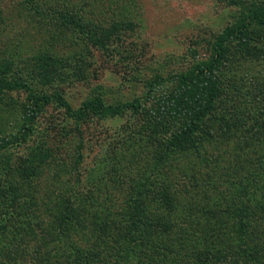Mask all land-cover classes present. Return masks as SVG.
Listing matches in <instances>:
<instances>
[{
	"label": "rangeland",
	"instance_id": "1",
	"mask_svg": "<svg viewBox=\"0 0 264 264\" xmlns=\"http://www.w3.org/2000/svg\"><path fill=\"white\" fill-rule=\"evenodd\" d=\"M28 1H5L10 4L8 10L18 16L19 23H0V63L11 61L14 64L8 74L10 78H19L39 87V92H62L76 108L97 91H102L109 102H113V98L127 101L136 97H144L146 101L148 93L152 94V99L172 95L177 87L175 79L161 82L153 92L148 90L146 84L156 75L157 65L166 66V72L162 74L166 78L178 74V71H187L186 68L196 58L205 56L207 44L214 41L216 34L241 19L246 7L245 4L242 7L238 5L243 2L239 0H47L46 6L40 8L35 5L34 9H28L27 6L34 5ZM66 4L73 6V11L79 9L86 22L102 18L105 26L99 34L104 32L107 37L104 45L97 46L86 38L84 32L80 33L82 38L61 19L55 24L43 23L44 8ZM61 25L65 28H62V37L56 32ZM121 34L125 37L118 50L115 40ZM134 40L140 41V48L128 45ZM258 40L264 42V36ZM74 43L79 45L76 54L86 55L84 61L74 59V50L70 47ZM125 48L132 49L133 55H129ZM38 56L43 60H46L45 56L53 59V84L44 85L40 81V73L50 70L47 64L44 68L36 67ZM239 59L221 71L223 77L213 110L215 114H211L212 117L197 136L201 148L176 142L171 146V138H161L165 134L163 126L154 136V141H149L147 155L150 156V163L158 165L153 177L167 185L170 193L178 192L179 195L180 191L186 192L192 185L194 189L189 192L197 193V201L204 204L219 197L217 201L223 203L222 200L226 199L224 188L205 178L209 174L210 163H213L211 155L214 157L220 151L221 154L227 152L219 169L227 186L229 182L241 185V182L248 183L257 178L264 182V123L260 129L254 125L258 111H264V56L257 58L253 53H243ZM28 100L25 90L8 91L0 87V264H17L15 255L18 264H32L24 260L33 256L36 250L45 248L49 240L56 241L55 232L59 233L63 226L62 218L66 221L70 216H74L73 222H77L78 227L86 226L93 236L92 242H85L82 238L81 243L78 238L77 244L87 247L90 243L94 246L102 230L97 220L105 212L119 215L120 211H126L127 206L130 209L133 204H125V201L130 195L126 190L129 191L131 180L137 181L138 175L150 174L147 169L150 163L144 159L145 155H141L131 162L132 168L126 169L127 174L122 175V181H118L120 178L115 176L116 173L111 175L106 166H114V159L109 157L105 146L95 145L104 140L103 135H111L108 140H112L115 129L128 122L124 116L93 121L86 133L83 149L86 158L78 176L72 156L64 155V143L55 141L59 138L64 142L71 139L73 128L79 133L82 123L76 122L55 104L47 106L32 123L25 117L30 109ZM156 109L158 105L154 106ZM238 110L245 111L247 118L252 117L248 118L244 129L233 127L234 122L232 124L231 121L237 118L235 113ZM214 116L224 118L221 120ZM169 120L163 121L169 124ZM181 125L180 121H176L175 126L166 131L173 137ZM69 132H73L70 137ZM74 138L73 144L68 145L71 154H76ZM39 144H42V151L53 153L54 160L36 156ZM160 160L165 165H159ZM237 161V170H231L230 167ZM35 166L39 171L38 180H34L35 176L32 178L29 173L30 167L33 169ZM35 183H38L37 186ZM108 186L120 190L118 198L108 194ZM258 188L251 186L255 196L251 201L255 211L262 207L264 212V193L259 190L256 195ZM50 191H55L53 198ZM156 199L161 203L147 201L150 214L160 215L165 211L166 219L177 226L179 222L188 223L187 216L180 212L178 200L170 215L164 200ZM233 204L237 205L238 200ZM228 217L230 220L234 218L230 214ZM43 224L48 226V230L44 231ZM230 230L229 227L224 228V238L229 236ZM41 236H45L43 242L38 239ZM179 243L178 240L176 245Z\"/></svg>",
	"mask_w": 264,
	"mask_h": 264
},
{
	"label": "trees",
	"instance_id": "2",
	"mask_svg": "<svg viewBox=\"0 0 264 264\" xmlns=\"http://www.w3.org/2000/svg\"><path fill=\"white\" fill-rule=\"evenodd\" d=\"M5 1L0 0V23L6 21L18 24V16L8 10L10 4ZM239 1L243 2L238 5L242 7L245 4L246 6L244 15L216 34L214 41L207 44L205 56L200 59L196 58L186 68L187 71H178V74H171L169 78H166L162 76L166 72V66L157 65L156 75L147 82L146 86L149 91L153 92L161 82L166 80L172 82L175 79L177 87L170 96H159L152 99L150 98L152 94L148 93L146 101L144 97H136L127 101L113 98V102H109L102 91H97L84 99L76 108L62 92L52 94L39 92V87L32 86L19 78H10L8 74L14 65L11 61L0 63V87L8 91L25 90L27 92L30 109L25 117L32 123L36 122L37 117L39 118L50 104L62 107L67 114L71 115L72 119L82 123L79 133L75 127L73 128L74 136L70 137L73 132H69L71 139L64 142L59 138L55 141H59L60 144L64 143L66 148L64 155L72 156V164L78 176L81 173V164L86 158L83 152L86 133L90 131L89 128L94 124L93 121L107 117H127L128 122L115 129L112 140H108L111 135L101 133L104 140L95 144L96 147H106L107 154L115 162L114 166L106 164L109 167L108 171L111 170V175L116 173L115 176L120 178L118 181H122V175L127 174L126 169L132 168L131 162L138 160L141 155H145L144 159L150 163V156L147 155L149 141H154V136L159 134L162 126L165 129V134L161 138H171L172 141L169 139L171 146H174V142H176L190 144L192 148H201L197 136L212 117L211 114L214 113L223 77L221 71L238 62L243 53L247 55L253 53L257 58L264 56V42L256 41L264 36V0ZM28 2L34 3V5L27 6V8L34 9L35 5L40 8L46 6L47 0H29ZM80 12L79 9L73 11V6L67 4L61 7L60 5L51 6L42 10V21L44 20V24H55L61 19L77 34L84 32L86 38L97 46L104 45L107 37L104 32L100 34L99 32L105 26V22L101 21V17L99 20L86 22L84 15ZM22 18L24 17L20 19ZM62 28L64 27L61 25L56 31L60 37L63 35ZM116 30H112V32ZM80 36L83 38L82 34ZM124 37L125 34H121L115 40L118 50ZM251 40H253V46H251ZM140 44V41L137 40L128 43L132 48H140ZM70 47L74 50V59L80 62L84 61L83 58L86 55L76 54L79 45L74 43ZM125 50L130 52L129 55H133L132 49L125 48ZM135 50L137 51V49ZM43 59L38 56V59L35 60L36 67L44 68V65L47 64L50 71L40 73L42 76L40 81L44 85L53 84L55 81L53 72H51L53 59L46 56V60ZM155 105H158L156 110H154ZM164 113L168 115L165 116ZM235 115L237 118L231 121L232 124L234 122L233 127L238 126L239 129H244L247 126L248 118H252H247V113L242 110L236 111ZM214 117L221 118V120L222 117L224 118V116ZM258 117L261 118V122ZM163 120H169L170 125ZM176 121H180L182 127L178 128L175 135L171 137L172 134L169 135L166 129L174 127ZM263 123L264 111L259 110L254 120L256 129L263 128ZM77 134L78 136H76ZM73 138L76 154H71L68 151V145L73 144ZM41 145L36 147V156L46 157L50 161L54 160L53 153L42 151ZM60 150L62 151L61 146ZM226 153L225 151L221 154L220 151L214 157L211 155L213 163H210V171L208 170L209 174L205 178H210L217 186L220 185L221 188H224V197L228 202L225 199L222 200L223 203H220L217 201L219 197H216L203 204L197 201V193L189 192L194 189L192 185L187 188L186 192L180 191L179 195L178 192L170 193L167 185L153 177V173L156 172L155 167L158 166L157 163H150L153 165L147 166L150 174L138 175L139 180L137 181L132 178L133 181L131 180L128 186L129 191L126 190V193L130 192V195L126 198L125 204L133 205L130 209H127L130 207L127 206L125 212L119 210L121 214L126 213L123 214V220H121V214L112 215L108 212H105L97 220L102 226V230L99 233L98 241L94 242V246L89 243L87 247H83L82 238L85 239V242H92L93 236L90 235L86 226L78 227L77 222H73L74 216H70V218H66V221H64L65 218H62L63 226L58 230L59 233L55 232L56 241L49 240L45 248L36 250L33 256L24 261H31L32 264H264V212L262 207L259 211H255L251 201L255 197L252 194L251 186L259 187L255 190L256 195L259 190L264 193V182L257 178L248 183L241 182V185L229 182L227 186L219 172L225 161ZM31 156L34 157L33 154ZM159 162V165H165L163 160ZM238 163L239 161L234 162L230 169L236 171ZM38 172L37 166L33 169L30 167L29 173L32 178L35 176L34 180H38L40 177L37 175ZM37 184L35 183L36 186ZM106 189L109 195L113 194L116 198L121 194L120 190H116L118 188L113 186L111 188L108 186ZM69 194H71L70 191ZM54 195L55 191H50V197L53 198ZM62 198L65 199L64 196ZM156 198L164 200L170 215L175 210L174 205L178 200L180 212L187 216L188 223L179 222L177 226L166 219L165 211L162 214L159 213L160 215L150 214L148 212L150 205L148 204L147 208V201L160 204V200ZM235 200H238L237 205L233 204ZM68 201L72 202V200ZM227 213L234 218L230 220ZM43 225L44 231L48 230V226ZM230 225L232 226L230 227ZM226 227L231 229L227 237L231 236V239L223 236ZM44 238L45 236H41L38 239L43 242ZM78 238L81 246L77 244ZM178 240L180 243L176 245ZM0 252H2L1 248ZM14 260L18 264L16 255Z\"/></svg>",
	"mask_w": 264,
	"mask_h": 264
}]
</instances>
